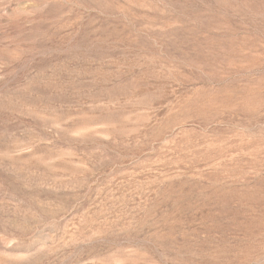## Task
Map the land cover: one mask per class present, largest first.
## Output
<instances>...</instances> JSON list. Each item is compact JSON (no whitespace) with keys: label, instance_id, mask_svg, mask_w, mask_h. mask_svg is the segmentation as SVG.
Segmentation results:
<instances>
[{"label":"rangeland","instance_id":"1","mask_svg":"<svg viewBox=\"0 0 264 264\" xmlns=\"http://www.w3.org/2000/svg\"><path fill=\"white\" fill-rule=\"evenodd\" d=\"M0 264H264V0H0Z\"/></svg>","mask_w":264,"mask_h":264}]
</instances>
